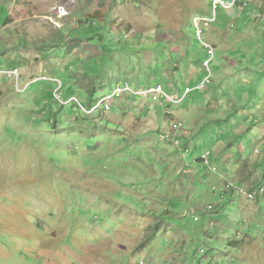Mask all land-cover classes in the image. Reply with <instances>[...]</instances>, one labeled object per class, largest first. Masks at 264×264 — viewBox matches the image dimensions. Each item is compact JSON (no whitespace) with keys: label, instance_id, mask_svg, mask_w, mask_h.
I'll use <instances>...</instances> for the list:
<instances>
[{"label":"rangeland","instance_id":"1","mask_svg":"<svg viewBox=\"0 0 264 264\" xmlns=\"http://www.w3.org/2000/svg\"><path fill=\"white\" fill-rule=\"evenodd\" d=\"M242 1L201 27L211 57L210 0H0V264H264V0Z\"/></svg>","mask_w":264,"mask_h":264},{"label":"built area","instance_id":"2","mask_svg":"<svg viewBox=\"0 0 264 264\" xmlns=\"http://www.w3.org/2000/svg\"><path fill=\"white\" fill-rule=\"evenodd\" d=\"M210 1L213 5L214 16L211 18V20H204L203 23H200V21H197V28H198V30H200V35H202V43L204 44V46L208 50L209 55L211 57H214V48L205 43L204 38H203L204 33H203L201 27L207 28L212 23L217 22L216 12L219 9L230 11V10H234L238 6H242L244 8L247 6V4L245 1H242V0H210ZM212 59L209 61V63L212 61ZM0 76H2V73H0ZM199 87H202V89L204 88V86H199ZM143 95H147V93H143ZM161 96H163V88L161 86H158L157 89H155V90L154 89L151 90V93H149V97L150 98L154 97L155 100H158V98H161Z\"/></svg>","mask_w":264,"mask_h":264},{"label":"trees","instance_id":"3","mask_svg":"<svg viewBox=\"0 0 264 264\" xmlns=\"http://www.w3.org/2000/svg\"><path fill=\"white\" fill-rule=\"evenodd\" d=\"M262 188H264V187H260L259 185H257V184H253L252 186H251V189H252V191H254V190H257V193H255L256 194V199L255 200H252V201H256V200H259V198L261 197V196H263V194L264 193H261V189ZM251 194V193H250ZM253 194V193H252ZM261 195V196H260ZM248 198H249V195H248ZM250 200V199H249ZM260 201V200H259ZM211 210H214V208H212Z\"/></svg>","mask_w":264,"mask_h":264},{"label":"bare ground","instance_id":"4","mask_svg":"<svg viewBox=\"0 0 264 264\" xmlns=\"http://www.w3.org/2000/svg\"><path fill=\"white\" fill-rule=\"evenodd\" d=\"M101 105H104V104L101 103ZM94 111H97V108H94ZM252 196H253V195H252ZM252 199H253V198H252Z\"/></svg>","mask_w":264,"mask_h":264},{"label":"clouds","instance_id":"5","mask_svg":"<svg viewBox=\"0 0 264 264\" xmlns=\"http://www.w3.org/2000/svg\"><path fill=\"white\" fill-rule=\"evenodd\" d=\"M201 86V85H200ZM199 87V86H198Z\"/></svg>","mask_w":264,"mask_h":264},{"label":"crops","instance_id":"6","mask_svg":"<svg viewBox=\"0 0 264 264\" xmlns=\"http://www.w3.org/2000/svg\"><path fill=\"white\" fill-rule=\"evenodd\" d=\"M260 161V160H259Z\"/></svg>","mask_w":264,"mask_h":264}]
</instances>
